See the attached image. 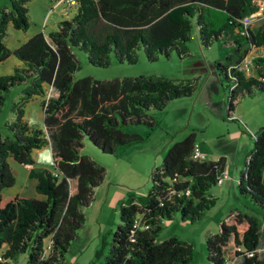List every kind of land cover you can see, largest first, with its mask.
I'll list each match as a JSON object with an SVG mask.
<instances>
[{
	"label": "trees",
	"instance_id": "trees-1",
	"mask_svg": "<svg viewBox=\"0 0 264 264\" xmlns=\"http://www.w3.org/2000/svg\"><path fill=\"white\" fill-rule=\"evenodd\" d=\"M9 0L0 9V62L12 55L21 63L13 73L0 75V107L11 86L23 84L22 96L11 105L13 119L0 135V264H60L77 230L84 222L83 209L93 200L94 188L103 179V166L81 153L84 139L103 153L144 141L131 125L153 128L149 111H159L172 99L189 96L194 84L188 79L162 75L124 76L97 80L85 76L72 80L78 62L76 47L88 63L105 66L112 53L116 62H135L134 49L141 46L147 60L158 54H187L185 42L192 25L199 41L208 45L219 39L225 44L221 59L213 67L226 81L225 113L239 96L251 88L264 91V57H253L258 78L233 68L252 47L264 48V21L256 26L240 20L253 11L250 0H76V11L59 20L53 31L36 32L13 49L2 41L8 23L14 29L28 26L25 3ZM230 84L233 87L230 88ZM33 95L41 102V126L22 119V104ZM194 134L170 142L161 162L150 169L147 192L135 197L131 191L117 204L118 223L103 236L93 253L98 264H187L191 245L168 237H154L164 221L178 212L192 221L209 209L214 198L209 188L222 175L223 160L190 157ZM48 146L52 170L34 166L32 150ZM8 159L31 165L27 177L43 199L12 195L2 189L14 177ZM236 191L256 205L255 213L229 209L218 221L216 232L205 238V258L210 264H264L257 247L264 233V126L253 132L238 175ZM50 238V247L44 244ZM6 247L2 249V246ZM105 246H107L105 248ZM248 253H251L248 255Z\"/></svg>",
	"mask_w": 264,
	"mask_h": 264
},
{
	"label": "rangeland",
	"instance_id": "rangeland-1",
	"mask_svg": "<svg viewBox=\"0 0 264 264\" xmlns=\"http://www.w3.org/2000/svg\"><path fill=\"white\" fill-rule=\"evenodd\" d=\"M57 1L58 0H28L25 3L28 26L25 30H19L14 29L11 24L8 23L2 37L5 46L11 50L36 32H49L55 30V28L48 30L49 28L43 27L46 24L47 17H49L47 23L51 22L53 18L51 11L56 6L55 3H59ZM8 5L9 0H0V9L8 7ZM258 24L259 20L252 23L253 26ZM185 46L187 48V54L183 56H178L176 52L171 49L167 57L158 54L153 61L147 60L141 46H138L134 49V63L116 62L113 59L112 53H110L109 62L105 66L91 65L88 63L84 51L72 47V52L78 62V68L72 72V80L85 76L97 80H107L139 74L162 75L166 77H191L195 71H206L205 62L219 60L224 53L222 41L219 39L212 40L206 46L202 45L194 25L190 28L189 38L185 42ZM252 54H255V57L260 56L257 50L252 52ZM15 62H17V60L10 55L1 61L0 75L13 73V68L17 67ZM245 76H251V69L249 74ZM225 84L226 81H224V85ZM23 86V84L11 86L8 91L4 93V100L0 107L1 136L9 134L6 124L13 119L11 105L17 102L22 96ZM226 92L227 88L224 86V94L219 93L221 96L219 99L223 100ZM43 99L44 96L33 95L22 104V119L29 126H41V102ZM169 108V105H166L161 109L162 112L159 110L161 113L156 118V125L151 129L140 124L128 126V128H134V130L144 136V140H148L145 143L140 142L127 147H119L114 153L107 154L101 152L84 139V146L81 149V153L91 158L95 163L103 166L104 186L107 182L112 184L115 182L120 186L119 188H123L122 186L128 187L135 197L143 196L147 192L150 169L160 164L162 156L160 152L151 155V153L134 148L135 146L136 148H138V146H145L146 148H149V146L155 147L159 139L164 137L166 128L175 123L174 111ZM196 108L191 114L189 110H187V112L176 121L177 124H181V126L173 135L178 137L182 133L189 131L194 125H199V122L203 125V128H201V131H203L201 137H203L206 142L214 140L217 135L225 132L226 128H224L223 124L221 125L220 121L216 120L214 116L209 119V123L203 124V115H198L197 113L200 107ZM204 112L206 113L208 111ZM149 113L153 115L154 111L151 110ZM178 117H180V115H178ZM196 134L198 135L199 133L197 132ZM49 155L48 148L39 153H34L33 156L31 154L35 166L52 170V163L41 162L44 156ZM7 161L14 177V182L11 187H7V189L3 191L4 195L14 192L20 196L32 197L35 193L33 187L34 179L27 177V165L16 163L11 159ZM209 193L214 194L212 196L214 198V203L209 209L203 211L198 218L192 221L182 220L179 213L174 212L170 219L162 223L160 230L154 237L155 241L159 242L173 236L190 244L192 255L191 260L187 264H210L205 258V238L216 232L218 221L229 209H240L256 214L254 207L256 205L252 204L248 197L239 195L237 191L236 194L238 197L235 198L232 190L220 194L218 185H212L209 188ZM116 194L118 193L116 192ZM108 201L109 200L102 202L100 191L94 192L93 200L82 210L84 222L82 227L77 230L78 237L76 240L71 241L60 264H91L90 261L93 260V253L95 249L100 247L102 237L104 236L106 241H109L110 235L107 232L111 231L117 225L118 214L116 207L109 205ZM106 247L107 246H105V248ZM257 251L260 256L264 258L263 230H261V239ZM23 258L24 256L20 255L17 259V263L11 262L10 264H19ZM102 261L103 258L99 257L94 259L93 264H98ZM237 261L238 259L234 261V264H236ZM20 264H23V261Z\"/></svg>",
	"mask_w": 264,
	"mask_h": 264
},
{
	"label": "crops",
	"instance_id": "crops-1",
	"mask_svg": "<svg viewBox=\"0 0 264 264\" xmlns=\"http://www.w3.org/2000/svg\"><path fill=\"white\" fill-rule=\"evenodd\" d=\"M55 5L56 6L51 11V15H53L51 22L47 23L49 21V17H47L46 24L43 27L49 28L48 30L56 28V24L59 20L69 19L74 15L76 11V5L69 6L64 3H55ZM41 32L46 33V31ZM222 46L225 50V44H222ZM255 50L259 52L260 56L264 57L263 47H252L247 52L245 58L251 64V76L254 78H258L256 70L252 63V59L253 57H255V54H252V52H254ZM213 62L214 61L205 62L206 71H195L191 75V77H170L176 80H191L195 87L194 91L189 96L172 99L166 103V105H169V109H172L174 111L175 123L169 125L166 128V130L164 131V137L162 139H159V142L155 145V147L149 146V148H146L145 146H138V148H136L135 146L134 149L151 153V155H155L157 154V152H160L162 156L164 149L170 142L179 140L187 133L192 132L194 134V142L197 143L199 151L204 155L206 159L215 160L217 158H222L223 160L224 166L222 172V180L218 185L219 193L222 194L224 192L232 190L235 198H237L238 196L236 194V183L238 181V175L242 168L243 161L252 146L253 137L251 138V136L258 127L264 126V91L251 88L249 93L243 94L237 98L232 111L227 115L225 113V96L223 100L219 99L221 98L219 93L224 94L223 81L221 80L220 75L214 69ZM15 63L16 66H21V63L18 60ZM196 107H200V110L203 111L201 112L199 110V112H197L198 115H203V124L209 123V119L214 116L216 120L220 121L221 125L223 124L224 128H226L224 133H220L215 137L216 140L214 139L210 142H206V140L201 137V134L203 133V131H201V128H203L201 122H199L200 124L198 123L199 125H194L190 128L189 131H187L186 133H182L178 137L173 135L176 131L179 130L181 126V124L178 125L176 121L179 120V118H181V116H183L187 112V110H189L191 114ZM204 111L208 112L205 113ZM161 112L154 111L152 117L155 121ZM178 115H180V117H178ZM197 132L199 133L198 135L196 134ZM146 141L148 140H144L141 143H145ZM46 148H48V146L44 145L38 149L32 150L31 154L33 156L34 153H39ZM30 166L31 165H27V168L29 169ZM33 182L35 183L34 180ZM103 182L104 178L102 179V182L94 188V192L100 191L102 202L109 200L108 204L111 206H115L117 209V204L125 198L127 192L130 191L129 188L125 186H122L123 188H119L120 186L115 182L114 184L107 182V184L109 185L106 184L104 186ZM117 185L118 187L116 188ZM5 189L7 188H4V190L2 189L4 198H9L12 195L17 194L14 192H10L9 194L4 195L3 191H5ZM116 192L118 194H116ZM210 195L213 196L214 194L210 193ZM32 197L36 199H43L44 196L35 191ZM5 247L6 246L3 245L2 249H4ZM22 261L23 259L20 261V263ZM15 263H17V261Z\"/></svg>",
	"mask_w": 264,
	"mask_h": 264
},
{
	"label": "built area",
	"instance_id": "built-area-1",
	"mask_svg": "<svg viewBox=\"0 0 264 264\" xmlns=\"http://www.w3.org/2000/svg\"><path fill=\"white\" fill-rule=\"evenodd\" d=\"M57 2L69 4V5H76V0H58ZM250 3L253 6V11L240 20V22L243 25H247V24L253 23L258 20H259V23L264 21V0H250ZM233 68L241 71L244 75H246V74H249L250 72L251 64L246 58H243V60L238 65L233 66ZM229 87L232 88L233 84H230ZM190 157L194 160L206 159L204 155L199 151V148L196 142H193L192 144ZM221 180H222V175L216 178L215 184L219 185L221 183ZM50 242L51 240L50 238H48L44 244V251H47L49 249ZM250 254L251 253H248V255ZM1 260L2 259L0 257V261ZM225 264H234V263L233 261L226 260Z\"/></svg>",
	"mask_w": 264,
	"mask_h": 264
},
{
	"label": "clouds",
	"instance_id": "clouds-1",
	"mask_svg": "<svg viewBox=\"0 0 264 264\" xmlns=\"http://www.w3.org/2000/svg\"><path fill=\"white\" fill-rule=\"evenodd\" d=\"M42 163H51V156H44L42 161Z\"/></svg>",
	"mask_w": 264,
	"mask_h": 264
}]
</instances>
